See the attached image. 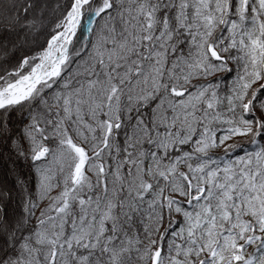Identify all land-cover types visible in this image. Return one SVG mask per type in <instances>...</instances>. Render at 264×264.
Instances as JSON below:
<instances>
[{"label":"snow or ice","instance_id":"snow-or-ice-1","mask_svg":"<svg viewBox=\"0 0 264 264\" xmlns=\"http://www.w3.org/2000/svg\"><path fill=\"white\" fill-rule=\"evenodd\" d=\"M0 264H264V0H0Z\"/></svg>","mask_w":264,"mask_h":264}]
</instances>
